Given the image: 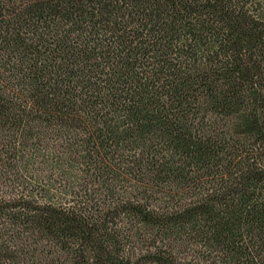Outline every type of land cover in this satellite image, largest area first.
<instances>
[{"label":"trees","instance_id":"1","mask_svg":"<svg viewBox=\"0 0 264 264\" xmlns=\"http://www.w3.org/2000/svg\"><path fill=\"white\" fill-rule=\"evenodd\" d=\"M0 264H264V0H0Z\"/></svg>","mask_w":264,"mask_h":264}]
</instances>
